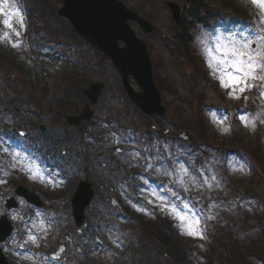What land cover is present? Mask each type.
Here are the masks:
<instances>
[{
	"label": "rangeland",
	"instance_id": "1",
	"mask_svg": "<svg viewBox=\"0 0 264 264\" xmlns=\"http://www.w3.org/2000/svg\"><path fill=\"white\" fill-rule=\"evenodd\" d=\"M121 1L154 26L153 33L147 35L130 24L146 42L152 75L167 108L162 122L136 110L107 57L85 43L65 46L67 23L65 28V20L56 19L60 0H8L23 18L22 26L12 20L19 36L4 25L6 17L0 14V215L5 213L14 227L1 249L11 264H56L48 261L49 254L62 243L67 247L62 257L68 260L62 264H179L164 256L158 259L155 249L164 248L154 241L157 245L151 252L143 238V231L160 215L172 223V232L183 242L188 264H207V231L220 232L225 239L222 246L230 245L238 264H244L240 247L255 250L248 260L261 264L255 258L259 254L264 260V189L258 199H244L240 193L250 185L258 189L264 184V97L260 95L264 82L255 81L256 87L243 93L237 88L230 95L233 87H223L219 77L241 75L230 66L234 57L225 49L240 47L245 40L253 42V48L260 47L254 41L256 36H264V11L251 0H200L202 9L191 6L189 0H169L182 7L179 24L174 25L163 0ZM177 26L188 34L187 42L175 40ZM41 29L60 35L61 45L50 42ZM13 41L18 46L13 47ZM45 51L50 52L49 58L44 57ZM55 59L65 65L73 61L79 74L75 86L80 80L104 82L97 103L91 105L94 115L80 128L84 135L63 124L64 111L78 114L87 101L82 94L69 93V80L62 77V64H55ZM179 111L180 117L172 121L170 117ZM198 114L204 120L200 129L207 141L199 149L193 148L195 153L182 141L168 144L152 139L150 132L158 125L178 139L184 125L177 120ZM241 116L254 126L246 127ZM39 126L61 137L66 148L53 151L41 140L36 143ZM12 129L18 135L25 130L26 140L34 147L41 146L45 152L48 148L49 154L59 156L60 172L43 167L23 139L8 138ZM241 141L246 145L243 150L238 146ZM181 144L185 146L179 147ZM251 165L258 172V183H253L257 178L250 172ZM28 167L36 173L35 178ZM83 178L90 180L96 195L77 231L69 201ZM18 184L41 196L42 206L35 208L14 196ZM7 198L16 200L18 207L7 211ZM110 198L118 199L122 209L112 208ZM164 204L186 214L183 230L176 216L163 209ZM194 217L199 218L202 239L185 234L188 220ZM65 234L71 240L69 245ZM30 236L37 238L35 243ZM223 247L213 264H235Z\"/></svg>",
	"mask_w": 264,
	"mask_h": 264
},
{
	"label": "water",
	"instance_id": "2",
	"mask_svg": "<svg viewBox=\"0 0 264 264\" xmlns=\"http://www.w3.org/2000/svg\"><path fill=\"white\" fill-rule=\"evenodd\" d=\"M63 5L58 9V16L70 23L72 29L86 43L88 42L96 50L107 55L112 64L117 68L121 77V85L125 89L127 97L137 105L139 110L147 115L162 116L165 112L161 106L159 90L155 87L153 76L151 75L152 64L146 51L143 39H139L130 28L128 22L134 21L145 33L152 31V26L144 19H141L137 12L127 9L120 0H61ZM171 10L172 18L178 20L180 10L174 4H167ZM132 77L142 92H137L129 84ZM102 82H94L83 89V93L91 104L95 103L103 90ZM88 106L82 110L79 117L67 115L66 123L72 124L79 119L90 118L92 114L88 111ZM259 191L247 192V195L257 197ZM15 194L23 197L27 202L36 206L41 205V201L27 188L18 186ZM94 190L90 183L81 181L71 198L72 213L75 225L81 226L84 219V209L90 204ZM12 201L8 207H15ZM12 231L10 223L6 217L0 219V242L5 241ZM158 254H161L158 251ZM0 264H8L0 250Z\"/></svg>",
	"mask_w": 264,
	"mask_h": 264
},
{
	"label": "snow or ice",
	"instance_id": "3",
	"mask_svg": "<svg viewBox=\"0 0 264 264\" xmlns=\"http://www.w3.org/2000/svg\"><path fill=\"white\" fill-rule=\"evenodd\" d=\"M251 2L254 6H257L262 11H264V0H251ZM0 14L6 17L3 20V23L10 30L15 31L14 25L12 23L13 18L16 19V23L20 24L21 26L23 25V18L19 10L15 5L10 6L8 0H2V2H0ZM15 35L19 36V32L15 31ZM254 42L259 44L260 47L253 48V42L245 40L240 47H236L235 45H233L231 48L225 49L226 52H230L232 57H234V59L231 61L230 66L235 68L238 73H241V75L239 76L227 73V79H225L224 75H221L219 77L223 87H233L234 91L233 93H230V95L234 94L237 88L240 93H243L253 87H256L257 85L253 83L255 81L264 82V36H256ZM12 46H18V42L13 41ZM223 63L224 61H221V64ZM213 68L215 72L217 69H215L214 66ZM220 71L223 72L224 70L220 69ZM260 95L264 97V91H262ZM234 98L238 99L239 96H235ZM240 119L246 127L249 126V124H252L254 126V123L246 119L245 116H241ZM15 155H19V153H16ZM27 170L29 171V174L35 178L36 173L33 171V169L31 167H28ZM183 171L187 173L186 168H183ZM160 199L163 200L162 197ZM162 207L165 210H169L170 214H174L176 216V218L180 221L183 230L185 228V221L186 219H188L186 214L180 213L175 209L174 206L164 204L162 205ZM199 223L200 221L198 217H194L193 219L188 220L187 230L185 231V234L190 236H199L202 239L203 232L199 229ZM29 239L33 243H35L37 238L35 236H30Z\"/></svg>",
	"mask_w": 264,
	"mask_h": 264
},
{
	"label": "trees",
	"instance_id": "4",
	"mask_svg": "<svg viewBox=\"0 0 264 264\" xmlns=\"http://www.w3.org/2000/svg\"><path fill=\"white\" fill-rule=\"evenodd\" d=\"M56 19L59 20L57 17H56ZM61 23H64V21L63 22L61 21ZM64 25L66 28V22L64 23ZM67 29H68L69 33L67 35H64L63 37L65 38L66 41H68V42H65V45L68 46V48L74 46L76 43H83L81 41V39L76 34H74L73 30L70 28L68 23H67ZM44 36H47V38H49L50 42L56 41L57 45H60L61 42H59V41L62 40L60 38V35H58L56 32H53V31H52V33L51 32L44 33ZM54 63L55 64H59V63L62 64V66L59 67L60 68L59 72H64V73H62V77L63 78L67 77V79L69 80V83H68L69 93L81 94V92H82L81 89L86 86L88 81L87 80H80V84L75 86V82H76L79 74L77 72V68L73 67V65H74L73 61H68V62H66V65H65V63H63L61 60L55 59ZM56 72L57 71L55 70L49 76L51 80H54V74ZM28 77H29V80L32 79V76H28ZM55 78H56V75H55ZM72 92H74V93H72ZM198 129H199V134L202 135L203 132L201 131L200 127H198ZM160 136L162 137L163 135L160 133ZM228 147H229V145H228ZM169 224L166 223L165 221H161L160 217H158L156 219V222L153 221L152 225L150 224L149 229L146 230V232L148 233V238H149L148 244L150 245L151 250H152L153 249V242H154V240H157L158 243L167 247L168 254H170V256L172 258L176 259V261H178L180 264H187V262H186L187 257H186V253L184 251L185 246H183L182 242H180V240L175 235V233L172 232L171 226ZM219 251L222 252L221 250H219ZM219 251H217L215 255L211 256V258H210V256H208V259L210 261L215 260V258H217L219 256V254H221ZM244 251H246V249H244ZM233 256H235V252H233ZM241 259H243V256H241ZM243 260H246V258H244ZM244 264H246V263L244 262Z\"/></svg>",
	"mask_w": 264,
	"mask_h": 264
},
{
	"label": "flooded vegetation",
	"instance_id": "5",
	"mask_svg": "<svg viewBox=\"0 0 264 264\" xmlns=\"http://www.w3.org/2000/svg\"><path fill=\"white\" fill-rule=\"evenodd\" d=\"M84 125V124H83ZM83 125L79 124L80 127H82ZM72 129H76L75 126L71 127Z\"/></svg>",
	"mask_w": 264,
	"mask_h": 264
}]
</instances>
